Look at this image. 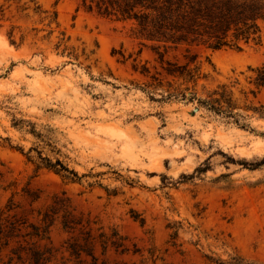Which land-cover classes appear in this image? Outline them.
Returning <instances> with one entry per match:
<instances>
[{
    "label": "rangeland",
    "instance_id": "374dc122",
    "mask_svg": "<svg viewBox=\"0 0 264 264\" xmlns=\"http://www.w3.org/2000/svg\"><path fill=\"white\" fill-rule=\"evenodd\" d=\"M164 58L199 66V79L166 75L131 21L77 0H0V206L12 199L18 217L40 224L54 205L49 237L37 241L50 264H264V87L254 84L264 40L180 45ZM221 84L247 127L176 96L205 99ZM63 209L86 229H65ZM113 230L126 252L103 251L99 233ZM15 246L0 248V264H18Z\"/></svg>",
    "mask_w": 264,
    "mask_h": 264
},
{
    "label": "trees",
    "instance_id": "16d2710c",
    "mask_svg": "<svg viewBox=\"0 0 264 264\" xmlns=\"http://www.w3.org/2000/svg\"><path fill=\"white\" fill-rule=\"evenodd\" d=\"M77 1L78 8L83 7L88 11H95L102 16L123 22L131 21L133 32L140 40L141 45H146L148 42L153 44L166 75L189 83H195L199 79V66L192 68L189 63L179 65L165 59L164 56L169 48L180 45H203L212 50H220L223 48H241L242 45L252 42L261 44L264 40V0ZM8 36L11 43L16 44L13 30ZM22 39L23 37H21ZM61 44L62 42L58 46ZM142 72L148 71L144 69ZM255 72L254 84L258 89H261L264 87V64L256 68ZM185 90H189V88L187 87ZM173 96L175 94H168V98ZM176 96H180L187 102L196 101L199 106L233 118L237 124L247 127V124L239 122L243 116L235 111L233 92L228 89L226 84L218 85L205 99L198 97L196 92L187 95L185 91ZM256 110L260 116L264 117V105ZM40 158L44 167L55 171L63 178L79 179L77 172L64 165L60 160L53 163L43 157ZM15 208L12 199L4 206H0V248L8 247L12 242L17 243V246L11 249L9 263L50 264L53 258L51 249L40 248L37 241L49 237V229L54 223L53 215L57 213L54 205L50 207V210L38 212L40 224L30 223L26 218L18 217ZM62 225L68 230L77 227L81 230L86 229L81 218L75 217L67 209H63ZM83 233L86 234L84 240L88 241L91 236L90 230ZM21 239L27 243V246L21 242ZM98 241L104 252L108 247L121 253L127 251L122 242V237L116 230H113L111 234L101 231ZM30 243L31 245L28 246ZM68 250L75 255H79L82 251L77 243H69ZM85 252L91 254L89 251ZM233 264L244 263L237 259L236 263Z\"/></svg>",
    "mask_w": 264,
    "mask_h": 264
},
{
    "label": "water",
    "instance_id": "95a60500",
    "mask_svg": "<svg viewBox=\"0 0 264 264\" xmlns=\"http://www.w3.org/2000/svg\"><path fill=\"white\" fill-rule=\"evenodd\" d=\"M197 111V109H195Z\"/></svg>",
    "mask_w": 264,
    "mask_h": 264
}]
</instances>
